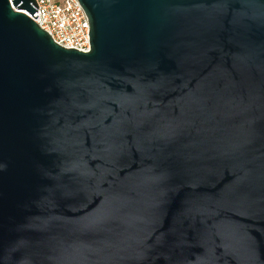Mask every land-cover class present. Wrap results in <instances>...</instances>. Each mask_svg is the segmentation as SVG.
I'll use <instances>...</instances> for the list:
<instances>
[{"label":"water","instance_id":"1","mask_svg":"<svg viewBox=\"0 0 264 264\" xmlns=\"http://www.w3.org/2000/svg\"><path fill=\"white\" fill-rule=\"evenodd\" d=\"M77 1L0 0V264H264V0Z\"/></svg>","mask_w":264,"mask_h":264},{"label":"built area","instance_id":"2","mask_svg":"<svg viewBox=\"0 0 264 264\" xmlns=\"http://www.w3.org/2000/svg\"><path fill=\"white\" fill-rule=\"evenodd\" d=\"M34 1L36 12L33 18L28 17L48 34L54 44L81 53L89 52V22L77 0Z\"/></svg>","mask_w":264,"mask_h":264}]
</instances>
